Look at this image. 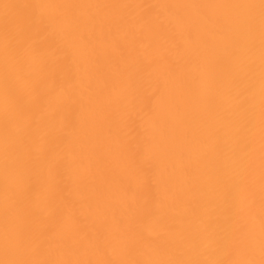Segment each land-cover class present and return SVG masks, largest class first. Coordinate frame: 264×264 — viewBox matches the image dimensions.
Returning a JSON list of instances; mask_svg holds the SVG:
<instances>
[{
	"label": "bare ground",
	"instance_id": "bare-ground-1",
	"mask_svg": "<svg viewBox=\"0 0 264 264\" xmlns=\"http://www.w3.org/2000/svg\"><path fill=\"white\" fill-rule=\"evenodd\" d=\"M8 262L264 264L261 0H0Z\"/></svg>",
	"mask_w": 264,
	"mask_h": 264
},
{
	"label": "snow or ice",
	"instance_id": "snow-or-ice-1",
	"mask_svg": "<svg viewBox=\"0 0 264 264\" xmlns=\"http://www.w3.org/2000/svg\"><path fill=\"white\" fill-rule=\"evenodd\" d=\"M261 7L264 9V0H261ZM37 28L39 31H44L43 27L39 22H37ZM8 264H16V262H8Z\"/></svg>",
	"mask_w": 264,
	"mask_h": 264
}]
</instances>
